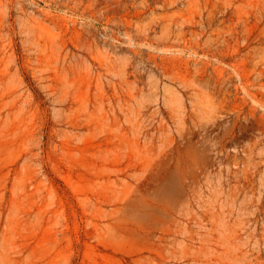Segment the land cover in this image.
<instances>
[{
  "label": "rangeland",
  "instance_id": "374dc122",
  "mask_svg": "<svg viewBox=\"0 0 264 264\" xmlns=\"http://www.w3.org/2000/svg\"><path fill=\"white\" fill-rule=\"evenodd\" d=\"M0 264H264V0H0Z\"/></svg>",
  "mask_w": 264,
  "mask_h": 264
}]
</instances>
